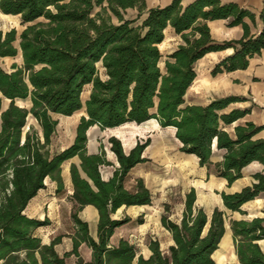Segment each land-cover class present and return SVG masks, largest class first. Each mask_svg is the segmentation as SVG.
Segmentation results:
<instances>
[{"label": "trees", "instance_id": "1", "mask_svg": "<svg viewBox=\"0 0 264 264\" xmlns=\"http://www.w3.org/2000/svg\"><path fill=\"white\" fill-rule=\"evenodd\" d=\"M135 6L141 14L145 1L0 0V12L19 16L25 25L19 34L15 28L0 31V57H22V63H13L11 71L0 66V264H66L71 255L77 256L76 264H214L212 254L225 232V213L215 208L209 220L202 208L194 206V188L185 194L179 223L162 216L174 239L168 253L162 252L157 240L150 242L148 257L137 255L135 246L125 239L110 245L115 228L129 220L111 215L123 204L151 202L141 178L135 191L123 185L128 171L146 161L142 153L150 140L137 143L126 154L120 140L110 137L119 167L104 181L100 166L111 163L103 150L87 153V130L94 125L105 129L156 119L162 127L176 128L180 151L196 155L201 166L210 164L216 140L217 148L225 149L222 160L215 164L216 173L229 185L242 177V169L250 163L257 161L264 166V139L255 138L262 125L246 121L238 123L232 133L226 129L247 113L237 108L224 111L238 97L226 96L204 105L185 101L198 59L210 51L234 47L235 53L219 62L213 73L245 68L248 56L264 47V28L254 39L244 36L216 43L206 20L231 17L230 24H237L251 14L218 0H196L185 7L181 0H173L164 7L148 9L147 16L136 23L122 13ZM112 15L118 19L116 23ZM168 26L181 34L184 43L167 56L162 68L159 44ZM87 86L90 92L83 100ZM16 99H30L31 107L17 105ZM4 100L9 104L2 110ZM81 110L84 114L72 144L52 152L50 145L58 124L54 114L70 116ZM30 115L40 125V135L33 126L24 132ZM75 156L87 178L71 164L76 202L72 219L77 230L72 250L59 256L54 245L61 236L42 244L33 234L48 220L30 218L23 212L45 187L46 177L56 181L57 192L63 189L61 165ZM253 179L238 192L221 194L228 209L242 211L243 203L264 191V169L255 172ZM88 204L99 212L97 240L89 235L87 222L78 217V211ZM230 226L240 264H264V253L257 243L264 239V217L233 219ZM81 242L92 250L89 261L79 253Z\"/></svg>", "mask_w": 264, "mask_h": 264}, {"label": "crops", "instance_id": "2", "mask_svg": "<svg viewBox=\"0 0 264 264\" xmlns=\"http://www.w3.org/2000/svg\"><path fill=\"white\" fill-rule=\"evenodd\" d=\"M145 8L140 14L139 8L129 7L122 10V13L126 19H136V23H140L146 16L147 10L153 7H164L170 4L173 0H144ZM196 0H181L182 6H187ZM220 4H235L238 7L247 10L251 15L245 16L241 23L230 24L231 17L221 18V19H209L206 20V24L210 31V36L212 40L216 43H222L224 41H234L239 40L246 36V39H254L259 36L264 28V19L262 17V12L264 10V0H218ZM2 14V12H0ZM4 14V13H3ZM140 14V15H139ZM115 18V21L113 20ZM112 21L116 23L118 19L116 16L112 15ZM203 21V20H202ZM165 38L159 44L161 53L163 54L160 66L163 68L164 61L169 54L174 52L179 45L183 44L181 34L175 32V30L168 26L165 29ZM239 47V45H237ZM235 53L234 47H228L221 50L210 51L206 53L202 58L198 59L194 64V70L196 72V77L192 84L188 88L185 101L187 104H207L208 102L223 98L226 96H236L239 98L238 101L230 103L224 111L229 112L232 109L247 110L244 117L240 118L238 121L234 122L232 125L228 126L226 129L228 132L232 133L234 127L238 123H244L246 121H252L255 124L262 125L263 128L255 135V138L264 139V47L260 49L259 52L248 56V65L245 68H238L232 71H220L213 73L215 66L222 60L232 56ZM22 58V57H21ZM88 89V94L90 92V86L86 87ZM87 94V96H88ZM86 96V98H87ZM85 98V99H86ZM31 107V101L29 99V106ZM25 100V99H24ZM5 101V100H4ZM9 101V100H8ZM4 103V102H3ZM7 106L3 105V109ZM84 113H81V116ZM58 116H65L60 114H54V118L58 119ZM80 116V117H81ZM79 117V119H80ZM78 119V122H79ZM77 122V124H78ZM59 124V120H58ZM57 124V127H58ZM129 124L135 125V127L143 130H155L160 129L163 131H172L175 140L182 145L181 142L176 137V128L173 126L162 127L156 119L147 120L141 124L136 122H127L117 127L110 129H120ZM153 124V125H151ZM77 126V125H76ZM56 127V131H57ZM100 128L98 125L91 126L87 130V153L88 154H98L102 150L105 152V158L111 163V165H101L100 174L104 181L110 180L116 168L119 167V163L115 153L111 150V143L109 142L110 137H120L118 138L122 144L123 151L126 154L136 146V136L140 135L138 131H118L119 134L112 135L108 138L109 153L113 155L109 156L106 153V148L101 146L98 141H95L91 135L90 131ZM1 129V120H0ZM101 129V128H100ZM106 129V128H105ZM109 129V128H107ZM55 131V133H56ZM140 131V130H139ZM41 132V129H40ZM124 132V133H123ZM54 133V134H55ZM53 134V135H54ZM75 137L73 134L72 140L65 146L57 148L55 151L63 150L72 144ZM128 137V138H127ZM134 138V139H133ZM127 139V140H126ZM164 142V143H163ZM53 143V136L51 144ZM152 146V147H151ZM51 147V145H50ZM165 147V149H164ZM161 149L163 152H170V145L165 141L164 138L156 141L152 145H147L142 153V157L146 158L145 162H140L134 165L125 176L123 185L128 191H135L137 180L141 178L144 185L151 194V202L148 204H133L126 205L123 204L119 207L116 212L111 216L113 219H123L128 217L129 220L122 225L115 228L114 233L110 237L109 243L114 246L117 245L121 239H125L133 244L137 250L138 236L141 234L151 233L156 236H148L147 245L145 247L144 257H148L151 254L149 249V244L152 240H157L159 247L164 253H168V249L174 244V239L172 233L163 225L162 216L166 214L168 216V210L170 209V200L161 198L157 200V194L151 189L147 180L149 179L150 171L155 166L150 165L149 161L152 158H157L160 162L162 170H165L163 174V183H172L171 181V168L167 169L168 166H172L171 163L167 162L164 158H161L157 151ZM51 150V149H50ZM157 150V151H156ZM225 153V149H219L216 146V140L213 141L212 145V155L210 158V164L201 166L199 164V159L194 154H188L181 151L178 155V159L192 161V170L182 171V179L193 176L192 187H190L186 192H189L191 188L196 191V199L194 206L197 208H202L208 215L210 220L212 212L215 208L223 210L225 213V232L218 245V248L213 252L212 258L214 264L216 262V255L220 257L217 252H220L222 248V254L224 256V262L222 260L221 264H240L238 259L233 231L230 226L231 220H251L255 217H264V191L261 192L254 199L243 203L240 207L242 211H234L228 209L223 202L222 193H234L240 191L245 186L251 185L254 182L253 174L258 171H262L264 166L254 161L242 169V177L233 181L230 185L227 179L220 177L216 173L215 164L220 162ZM185 154V155H184ZM171 156V154H170ZM174 156V157H175ZM187 156V157H186ZM191 156V157H190ZM189 157V158H188ZM188 158V159H187ZM166 162V163H165ZM71 164H76L79 168L82 177L87 178L86 174L80 168V159L75 156L71 159L64 161L61 165V176L63 181V189L57 192V183L46 177L44 180L45 187L40 189L37 194L30 199L28 202L24 214L30 218L37 220H48V223L37 227L33 234L34 236L41 239L42 244H50L52 240L56 237L61 236V240L54 245V249L59 256H63L65 252H69L73 248V236L77 230L75 223L72 219V212L76 206V202L73 199L74 186L70 174ZM163 172V171H162ZM204 176V180L202 177ZM183 181V180H182ZM91 182V181H90ZM182 200V212L184 209V199ZM162 208V209H161ZM158 209V210H157ZM78 217L87 222L89 235L97 240L98 239V221L99 212L98 209L91 204L85 205L78 211ZM153 218V220L151 219ZM180 222V221H179ZM177 222V223H179ZM151 223H154V230H152ZM156 229V230H155ZM118 232V233H117ZM117 234V235H116ZM160 235L165 239L160 238ZM166 235V236H165ZM116 236V237H115ZM158 237V238H157ZM224 237L228 238V243L225 246L222 245V240ZM262 252L264 253V239L257 241ZM165 245V246H164ZM166 247V248H163ZM224 248V249H223ZM79 253L84 261H89L91 259L92 250L86 242H81L79 246ZM223 259L222 257H220ZM77 256L71 255L65 259L66 264H76Z\"/></svg>", "mask_w": 264, "mask_h": 264}, {"label": "rangeland", "instance_id": "3", "mask_svg": "<svg viewBox=\"0 0 264 264\" xmlns=\"http://www.w3.org/2000/svg\"><path fill=\"white\" fill-rule=\"evenodd\" d=\"M113 20L115 21V18ZM12 28H15L19 34L25 28V25L21 23L20 17L17 15H7V14L5 15L3 13L0 14V31L5 33ZM13 63H18V64L22 63V58L20 54L14 57H10V56L0 57V66L7 71H11V65ZM87 94H88V89L86 88L83 93V100H85ZM17 103L23 106H29L30 104L29 99L18 100ZM8 104H9L8 100H5L3 103L4 106H8ZM82 112L83 110L75 112L74 114L70 116H58L59 124H58L56 133L53 135V143L51 144V147H50L52 152H54L57 148L67 145L72 140L73 134L75 133V130H76L78 119L81 116ZM31 126L34 127L33 130L38 131L39 135L41 134L40 125L38 124L36 119H34L30 115L28 117L27 124L24 128V132H27L28 130H30ZM120 130L129 131V132L138 131L139 133L141 132L140 135L136 136V139H135L136 143H143L147 139H149L150 140L149 145H152L153 143H156V141L164 138L165 143L167 142L170 145L172 156L173 155L175 156L176 154H181V151L179 149L180 144L175 140L173 132L171 130L163 131V132L160 129H157V131L151 130V129L141 131V129L135 127V125L129 124L125 126L124 128H120L117 130L116 129L112 130V129H107V128L106 129L96 128L90 131V135L91 137H93L95 141H98V143H100V145L103 146V148L105 146L107 155L112 156L113 158V155L109 153L108 138L112 135L117 136V134H119L118 131ZM159 162L160 161L157 158L155 159L151 157L149 164L152 166L154 165L155 167L152 170H149L150 175L148 177L149 179L147 180V182L149 186L151 187V189L155 191V193L157 194L156 201L160 200L161 198L170 200V209L168 210V217L174 222H179L181 220V211H182L181 209L183 206L182 200H183L184 194L190 187H192L191 185L194 179L193 176L182 179V171L192 170L194 165H193V162L190 160L189 168L179 170L180 174L179 173L175 174L172 171L170 173L172 183L165 184L163 183V174H162L165 172V170H162L163 172L162 171L160 172L161 168H158V167H162V166H160ZM202 179L204 180V176L202 177ZM151 219L153 220V218ZM154 225H155L154 223H151V226H153L152 230H154L155 228ZM155 232L156 231H154L153 233L154 235H152L151 233H146V234L143 233L141 235H137L139 238L138 240L139 242L136 247L139 253L145 252V247L147 245L148 236L149 235L156 236ZM160 238L165 239L161 235H160ZM163 248H166V247H163ZM217 253L220 257L223 258L222 260L224 262L222 248L220 252H217Z\"/></svg>", "mask_w": 264, "mask_h": 264}, {"label": "bare ground", "instance_id": "4", "mask_svg": "<svg viewBox=\"0 0 264 264\" xmlns=\"http://www.w3.org/2000/svg\"><path fill=\"white\" fill-rule=\"evenodd\" d=\"M6 15V14H5ZM21 55V54H20ZM84 111V110H83ZM84 113V112H83ZM151 125H153V124H151ZM122 128H124V127H122ZM127 128V127H126ZM130 128V127H129ZM129 128H128V130H129ZM133 128V127H132ZM110 129V128H109ZM113 130V129H112ZM117 130V129H116ZM127 132V131H126ZM124 133V132H123ZM93 138V137H92ZM128 138V137H127ZM134 139V138H133ZM163 139V138H162ZM127 140V139H126ZM164 143V142H163ZM152 147V146H151ZM164 149H165V147H164ZM157 151V150H156ZM171 150H170V152H167V151H162L161 149H159L158 151H157V153H158V155L161 157V158H164L167 162H169V163H171L172 164V166L170 165V166H168L167 167V169H169V168H171V170L176 174V173H179L180 174V172H179V170H182V169H188L189 168V161H186V160H182V158H184V157H182L181 159H178L179 157H178V155L177 156H175L174 157V155L172 156H170V154H171ZM185 155V154H184ZM187 157V156H186ZM191 157V156H190ZM189 158V157H188ZM187 158V159H188ZM166 163V162H165ZM171 171V172H172ZM118 233V232H117ZM117 235V234H116ZM116 237V236H115ZM222 245L223 246H225V244L226 243H228V238L227 237H224V239L222 240ZM216 262H217V264H221L222 263V259L220 258V257H217V255H216Z\"/></svg>", "mask_w": 264, "mask_h": 264}]
</instances>
